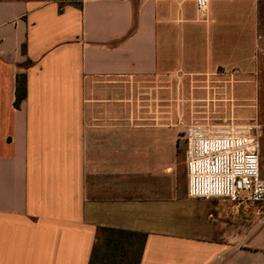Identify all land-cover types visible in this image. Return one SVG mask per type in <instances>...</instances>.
Instances as JSON below:
<instances>
[{
	"label": "crops",
	"instance_id": "crops-1",
	"mask_svg": "<svg viewBox=\"0 0 264 264\" xmlns=\"http://www.w3.org/2000/svg\"><path fill=\"white\" fill-rule=\"evenodd\" d=\"M245 2L0 1V264H89L102 228L146 235L139 264H264V214L189 199L184 136L110 91L234 64Z\"/></svg>",
	"mask_w": 264,
	"mask_h": 264
},
{
	"label": "rangeland",
	"instance_id": "rangeland-1",
	"mask_svg": "<svg viewBox=\"0 0 264 264\" xmlns=\"http://www.w3.org/2000/svg\"><path fill=\"white\" fill-rule=\"evenodd\" d=\"M20 1L65 5L77 0ZM245 3L238 14V29L245 35L231 45H236L234 64L170 77L125 79L110 91L112 97L125 101L122 114H132L134 104L141 119L152 118L156 125L168 124L169 131L177 132L181 147L190 125L209 124L221 132L249 129L258 141L260 177L264 179V1ZM208 52L215 57L233 53L206 48Z\"/></svg>",
	"mask_w": 264,
	"mask_h": 264
},
{
	"label": "built area",
	"instance_id": "built-area-1",
	"mask_svg": "<svg viewBox=\"0 0 264 264\" xmlns=\"http://www.w3.org/2000/svg\"><path fill=\"white\" fill-rule=\"evenodd\" d=\"M175 1L192 3L198 19L206 21L214 2L264 0ZM184 138L189 199L245 204L263 213L264 179L260 177L258 141L249 129L221 132L209 124H195L185 129Z\"/></svg>",
	"mask_w": 264,
	"mask_h": 264
},
{
	"label": "trees",
	"instance_id": "trees-1",
	"mask_svg": "<svg viewBox=\"0 0 264 264\" xmlns=\"http://www.w3.org/2000/svg\"><path fill=\"white\" fill-rule=\"evenodd\" d=\"M23 76L17 77V108L24 98ZM146 235L123 230L99 229L89 264H139Z\"/></svg>",
	"mask_w": 264,
	"mask_h": 264
}]
</instances>
